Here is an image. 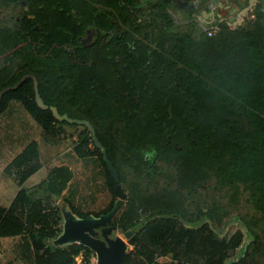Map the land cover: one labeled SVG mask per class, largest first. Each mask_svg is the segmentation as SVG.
Here are the masks:
<instances>
[{
    "label": "trees",
    "instance_id": "trees-1",
    "mask_svg": "<svg viewBox=\"0 0 264 264\" xmlns=\"http://www.w3.org/2000/svg\"><path fill=\"white\" fill-rule=\"evenodd\" d=\"M56 3L0 0V116L20 102L46 142L63 144V125L79 124L61 121L38 104L36 77L46 103L94 124L127 191L110 222L118 226L114 234L133 230L124 264H264L263 5L236 28L218 20L212 34L154 29L157 48L140 44L143 38L134 35L139 56L132 62L135 69L128 70L114 68L115 56L130 51L106 42L104 35L68 52L72 34H83L94 16L75 22L66 16L68 8L60 10ZM161 8L133 26L138 34L146 36L145 27L157 26L163 12L168 14ZM109 23L104 16L97 21L105 28ZM128 35L131 31L119 39ZM75 56L81 61L71 60ZM147 60L157 69H149ZM136 88L142 93L139 103L132 96ZM65 153L71 164L81 160L93 169V183L113 199L100 211L84 210L75 204L79 188L72 182L73 169L54 166L33 189H20L9 207L0 204V251L2 237L22 236L11 260L77 264L80 252L87 263L96 255L80 243L52 242L63 230L61 207L53 200L63 196L78 216L99 215L113 207L116 181L86 125ZM42 166L40 144L32 139L4 172L22 185ZM233 213L244 227L224 233ZM0 264L12 263L0 257Z\"/></svg>",
    "mask_w": 264,
    "mask_h": 264
},
{
    "label": "flooded vegetation",
    "instance_id": "flooded-vegetation-1",
    "mask_svg": "<svg viewBox=\"0 0 264 264\" xmlns=\"http://www.w3.org/2000/svg\"><path fill=\"white\" fill-rule=\"evenodd\" d=\"M140 1L143 3L139 6L136 2L135 4H131L125 2V0H57L58 3H56V7L62 5L60 6V10L61 8H68L66 16L73 17V21L75 22L78 20V23H81V21L86 20L88 16H94L89 26L84 30L83 34L80 33L76 36V38L75 35L73 36L72 34L73 43L70 40L69 45H65L67 46L68 52L75 54L78 52L77 50L79 46L94 45L98 40V36L104 35L106 42L115 44L121 49H128L130 51L129 54L135 50L134 56H130L128 53L123 54V56L117 54L115 56V63L117 66L114 68L121 67L123 69L134 70L135 68L133 66L135 65V62L133 64L132 62L136 61L137 59H135V57L139 56V52L136 48L137 46L135 45L136 40H133L134 35L137 39L139 37L143 38L140 44H147L157 48L158 41L152 38V33L154 32L153 30L157 28L165 31H187L193 36L198 37L204 30L209 31L210 34L214 33V25L220 27L218 20H225L232 28H236L256 16L255 13V16L250 18L252 11L250 10L244 18L239 17V12L244 7L249 5L250 0H157V2H160L158 7H156V4L158 5V3H155V0L153 2H151V0ZM123 4L126 5L127 8H122ZM259 4V2H255L254 8ZM42 6L43 2L39 1V7ZM94 7L97 8L93 9ZM160 8L161 11L165 9L168 14L163 12L162 16L158 18L159 21L157 26L151 25V27H148L147 25L144 31L146 36L138 34L133 26H135L138 21H142L146 15H150L151 18L155 13H158ZM26 10H29L27 6ZM151 11L154 12L153 15H151ZM89 13H91V15ZM103 16L110 20L109 27L105 28L102 25H97V21H99ZM38 27L39 25H35V29ZM67 31L70 33L69 29ZM127 31H131V35H128L129 39H119L123 33H126ZM198 31L199 33L197 36L196 32ZM42 32L45 33V35L48 34L47 31ZM114 37H116L117 40L113 41ZM42 41L43 38H40V42ZM71 60L81 61V58L79 56H75L71 58ZM129 60H132L131 63ZM147 63L149 69H157L154 64L151 65V60H147ZM67 65H70V67L72 66L70 63H67ZM120 75L121 74L118 73L116 78L120 79ZM130 80V77L126 78L127 82ZM132 87H134L133 84ZM125 92L130 94L131 90L127 89ZM141 94V90L136 88L132 95L133 99H135L138 103L140 102L139 97ZM141 105L143 106L144 104L142 103Z\"/></svg>",
    "mask_w": 264,
    "mask_h": 264
},
{
    "label": "crops",
    "instance_id": "crops-1",
    "mask_svg": "<svg viewBox=\"0 0 264 264\" xmlns=\"http://www.w3.org/2000/svg\"><path fill=\"white\" fill-rule=\"evenodd\" d=\"M253 12L255 13V10H253ZM41 134L42 128L35 121L32 115L23 108L20 102H15L11 109L0 116V204L5 207H9L11 205L14 197L20 189L25 187H28L27 189H33L38 183L48 176L50 170L54 166L68 164L73 169L72 165L74 164L69 162L70 157L67 156L66 153L64 154L67 150L64 145H55L51 143H44L43 145ZM32 139L37 140L40 144L43 166L31 175L22 185H20L17 179L13 175L6 174L4 169ZM56 152L59 153L54 155ZM45 153L50 154V156L52 155V157L47 161H44ZM44 168H46L47 172L42 179H31ZM72 182L77 184L79 188L75 201L77 206H82L84 210L91 208V203H94V207L98 206V200L100 199L99 194L105 190L100 184H94L90 175H88L87 179L86 177L83 179L80 175L77 176L74 174ZM67 194V192H64V195ZM61 200H64L63 196H61L58 200L54 199L53 201L59 204ZM68 207L70 206L68 205ZM92 209L95 210V208ZM21 242V235L2 237L3 246L0 251V257L3 258V262L6 263L8 260L11 261L12 251L19 247ZM17 262L18 263L15 264H26L23 260Z\"/></svg>",
    "mask_w": 264,
    "mask_h": 264
},
{
    "label": "water",
    "instance_id": "water-1",
    "mask_svg": "<svg viewBox=\"0 0 264 264\" xmlns=\"http://www.w3.org/2000/svg\"><path fill=\"white\" fill-rule=\"evenodd\" d=\"M255 2L261 3L264 9L263 0H250L249 5L239 12V17L244 18L248 11L253 10ZM34 81L36 100L42 108H50L54 115L61 121L66 120L70 123L86 125L89 128L95 146L101 149L103 158L108 165L111 175L116 181L115 192L117 194V199L113 207L107 212H103L99 215L91 213L86 216H78L68 207L66 202L60 204L64 220L63 230L52 242L55 245L80 243L88 246L95 252L97 264H124V258L130 245L128 238L133 234V230H127L124 235L120 233L114 235V232L118 230V226L110 224L121 210L127 197V191L122 185L118 169L110 159L107 149L100 140L94 124L88 119L71 117L67 113H61L56 105H49L46 103L40 93L36 77H34ZM59 198L60 197H57L55 200Z\"/></svg>",
    "mask_w": 264,
    "mask_h": 264
},
{
    "label": "rangeland",
    "instance_id": "rangeland-1",
    "mask_svg": "<svg viewBox=\"0 0 264 264\" xmlns=\"http://www.w3.org/2000/svg\"><path fill=\"white\" fill-rule=\"evenodd\" d=\"M68 20V22L69 23H71L70 21H69V19H67ZM5 31H9V30H5ZM198 33H199V31L198 32H196V35L198 36ZM10 58V57H9ZM62 59L63 60H67L66 58H64V57H62ZM80 115H83V116H85L84 114H80ZM64 127H65V132L63 133L64 134V136H63V134H62V136H61V143H63L62 145H64V147H65V149H70V147H72V141H74V140H77L78 139V134H79V131H80V129H82L83 128V125H78V126H74V125H68V124H65V125H63ZM41 136H42V134H41ZM41 140H42V144L44 145V143H48V142H46V140H45V138L44 137H41ZM62 150V149H61ZM60 150V151H61ZM59 151V152H60ZM59 152H56L54 155H57ZM52 157V155L50 156V154H44V161H47L48 159H50ZM60 162H62V161H60ZM49 164V163H48ZM73 166V172H74V174H76L77 176H79L80 175V177H83V179H84V177H86V179H87V177H88V175H90L91 176V174H92V172H93V169H89V168H87V167H85V164L83 163V161H79L78 163H76V164H74V165H72ZM46 168H47V166H46ZM46 168H44L43 170H41V171H39L35 176H33L31 179L33 180V179H38V178H40V179H42L45 175H46V172H47V170H46ZM89 179V178H88ZM86 181V180H85ZM28 182V181H27ZM31 182V181H30ZM86 183V182H85ZM26 189L28 188V187H25ZM100 196V199L98 200V206H96V207H94V203H91V208H89V209H92V208H95V210L96 211H100L101 209H104L105 207H107V204L113 199V194L112 193H109V192H107V191H102L100 194H99ZM65 201L64 200H61L60 201V203H59V206H60V204H62V203H64ZM61 207V206H60ZM235 214H237V213H235ZM234 213L233 214H231V215H229L228 217H226V222H228V223H226L225 224V226H224V228H223V232L224 233H232V232H234V231H236L238 228H240V227H244V225H243V222H241V220H240V218L237 216V215H235ZM63 222H64V220L62 221V223H61V226H62V228H63ZM117 231V230H116ZM115 233V232H114ZM117 233H120V234H122V235H124V233L123 232H117ZM132 248V246L131 245H129V249H131ZM245 248V247H244ZM13 254H15V253H11V255H12V257H13ZM89 261V260H88ZM11 262L13 263V264H15V263H18L17 261H15V260H11ZM86 264H97V261H96V255H94V256H92L91 257V259H90V261L88 262V263H86Z\"/></svg>",
    "mask_w": 264,
    "mask_h": 264
},
{
    "label": "built area",
    "instance_id": "built-area-1",
    "mask_svg": "<svg viewBox=\"0 0 264 264\" xmlns=\"http://www.w3.org/2000/svg\"><path fill=\"white\" fill-rule=\"evenodd\" d=\"M254 16H255V13L252 10L250 18H252ZM218 29H219V27L214 25V30L213 31L215 32ZM75 258H76L77 264H86L87 263L86 260H85L83 252H80L78 255L75 256Z\"/></svg>",
    "mask_w": 264,
    "mask_h": 264
},
{
    "label": "clouds",
    "instance_id": "clouds-1",
    "mask_svg": "<svg viewBox=\"0 0 264 264\" xmlns=\"http://www.w3.org/2000/svg\"><path fill=\"white\" fill-rule=\"evenodd\" d=\"M254 10V9H253Z\"/></svg>",
    "mask_w": 264,
    "mask_h": 264
}]
</instances>
